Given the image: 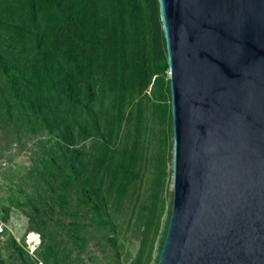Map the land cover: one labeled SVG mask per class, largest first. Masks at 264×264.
Returning a JSON list of instances; mask_svg holds the SVG:
<instances>
[{
  "label": "trees",
  "instance_id": "obj_1",
  "mask_svg": "<svg viewBox=\"0 0 264 264\" xmlns=\"http://www.w3.org/2000/svg\"><path fill=\"white\" fill-rule=\"evenodd\" d=\"M0 110L40 147L30 190L10 188L0 215L28 210L41 247L33 256L3 232L8 257L159 264L174 133L158 0H0Z\"/></svg>",
  "mask_w": 264,
  "mask_h": 264
},
{
  "label": "water",
  "instance_id": "obj_2",
  "mask_svg": "<svg viewBox=\"0 0 264 264\" xmlns=\"http://www.w3.org/2000/svg\"><path fill=\"white\" fill-rule=\"evenodd\" d=\"M173 115L159 264H264V0H158Z\"/></svg>",
  "mask_w": 264,
  "mask_h": 264
},
{
  "label": "rangeland",
  "instance_id": "obj_3",
  "mask_svg": "<svg viewBox=\"0 0 264 264\" xmlns=\"http://www.w3.org/2000/svg\"><path fill=\"white\" fill-rule=\"evenodd\" d=\"M46 138L48 139L49 137L46 136ZM38 142V136L30 130L25 128L10 129L4 123H0V201L7 202L12 189L16 191L18 187L25 188L26 185L24 184L27 181L22 178L29 173L34 166L35 159L40 154V147L37 145ZM26 188L30 190V187L26 186ZM25 211L28 210L19 211L13 209L8 215V223L5 222L4 216L2 217L0 215V224L5 226L6 232V237H2L3 243L6 244L8 235L14 236L29 251V246L26 243L29 216ZM0 246L3 245L1 244ZM5 248L6 250H2L0 253L1 259L8 261V263L10 261L9 259H11L10 262L17 264L18 260L13 257H8V248ZM76 255L77 253L72 254V258L77 259ZM79 259L76 260V264L86 263L82 257Z\"/></svg>",
  "mask_w": 264,
  "mask_h": 264
},
{
  "label": "built area",
  "instance_id": "obj_4",
  "mask_svg": "<svg viewBox=\"0 0 264 264\" xmlns=\"http://www.w3.org/2000/svg\"><path fill=\"white\" fill-rule=\"evenodd\" d=\"M5 232V226L3 224H0V233ZM41 235L36 232H30L27 235L26 243L29 246V253L33 256H36V253L41 245ZM43 264V263H39Z\"/></svg>",
  "mask_w": 264,
  "mask_h": 264
},
{
  "label": "crops",
  "instance_id": "obj_5",
  "mask_svg": "<svg viewBox=\"0 0 264 264\" xmlns=\"http://www.w3.org/2000/svg\"><path fill=\"white\" fill-rule=\"evenodd\" d=\"M5 247H6V246H0V253H1L2 250H5ZM7 251H8V250H7Z\"/></svg>",
  "mask_w": 264,
  "mask_h": 264
}]
</instances>
